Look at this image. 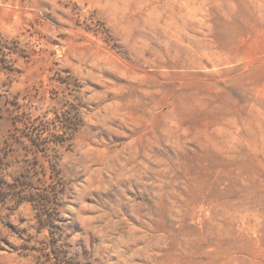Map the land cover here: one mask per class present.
<instances>
[{"label": "rangeland", "instance_id": "1", "mask_svg": "<svg viewBox=\"0 0 264 264\" xmlns=\"http://www.w3.org/2000/svg\"><path fill=\"white\" fill-rule=\"evenodd\" d=\"M0 168V264H264V0H0Z\"/></svg>", "mask_w": 264, "mask_h": 264}, {"label": "trees", "instance_id": "2", "mask_svg": "<svg viewBox=\"0 0 264 264\" xmlns=\"http://www.w3.org/2000/svg\"><path fill=\"white\" fill-rule=\"evenodd\" d=\"M1 169V168H0ZM15 182V183H14ZM17 185V186H16ZM26 180H13V183L7 182L4 175H2L0 170V205H6L8 203H20V202H28L31 203L36 210L39 212L38 218L40 222L44 224V226L49 229L51 225L49 224V216H46L47 210V201L45 204H39L37 200H28L26 196ZM45 213V214H43ZM48 223V224H47ZM51 246L55 249L57 245L55 244V237H51ZM58 254H56L57 256Z\"/></svg>", "mask_w": 264, "mask_h": 264}]
</instances>
